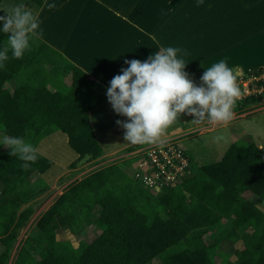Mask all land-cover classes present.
I'll list each match as a JSON object with an SVG mask.
<instances>
[{
    "label": "trees",
    "instance_id": "16d2710c",
    "mask_svg": "<svg viewBox=\"0 0 264 264\" xmlns=\"http://www.w3.org/2000/svg\"><path fill=\"white\" fill-rule=\"evenodd\" d=\"M31 1L37 7L45 2ZM6 40L0 32V44ZM259 84L264 87V81ZM106 93L51 46L33 39L22 59L9 52L0 68V126L36 148L61 132L77 161L97 166L104 152L89 116ZM249 139L239 136L209 165H192L179 146L189 173L161 185L157 194L134 177L132 160L95 170L63 191L21 247L19 233L49 189L42 175L53 163L38 152L36 163L24 170L0 145V264H255L264 255V213L258 208L264 205V161ZM47 146L57 148L46 139L39 149ZM63 232L77 244L59 239Z\"/></svg>",
    "mask_w": 264,
    "mask_h": 264
},
{
    "label": "crops",
    "instance_id": "0c3cea01",
    "mask_svg": "<svg viewBox=\"0 0 264 264\" xmlns=\"http://www.w3.org/2000/svg\"><path fill=\"white\" fill-rule=\"evenodd\" d=\"M8 2L15 0H3L0 5ZM24 2L29 7H37L31 0ZM46 2L55 3L57 7L53 10L44 8L40 13V28L43 30L40 40L81 69L90 79L98 82L106 91L111 79L121 74L122 68L128 67L125 60H147L160 46L187 51L188 55L181 58L188 63L185 71L197 85L205 71L203 67H210L221 59H226L230 68L247 67L252 70L264 66V27L238 37L236 23L238 8L251 21L252 11L256 10L253 5L262 4L264 0ZM222 3L228 6L225 16H220L219 13ZM205 5H208V11H205ZM89 118L96 140L103 149V157L137 146L124 141V130L117 126L116 121L123 122L127 118L115 114L107 99L90 112ZM191 121V116L182 114L179 121L168 129L163 141L176 140L180 146L181 142L194 136L196 126ZM57 133L64 136L67 147L66 135L61 132L54 134ZM41 142L37 147L38 152ZM257 146L263 151L264 145ZM258 208L264 213V205ZM36 219L34 217L30 222ZM232 259L233 257L230 258ZM255 264H264V255Z\"/></svg>",
    "mask_w": 264,
    "mask_h": 264
},
{
    "label": "clouds",
    "instance_id": "9594fccd",
    "mask_svg": "<svg viewBox=\"0 0 264 264\" xmlns=\"http://www.w3.org/2000/svg\"><path fill=\"white\" fill-rule=\"evenodd\" d=\"M199 6V5H198ZM55 3H45L39 8L29 7L24 0L0 5V32L7 40L0 44V68L5 66L11 52L12 59H22L30 51V41L40 39V13L53 10ZM155 40V37H151ZM178 54L179 57H178ZM186 50L160 46L147 60H125L126 69L114 76L107 88V100L118 116L117 126L124 130L123 139L131 145H153L163 141L168 129L181 115L192 116V124L207 123L227 127L234 118L236 102L241 96L238 86L240 68H230L221 59L205 69L197 85L185 71L188 63L181 57ZM0 126V145L9 149V155L23 163L27 170L38 159V150L23 137L9 136ZM224 136L214 137L216 142Z\"/></svg>",
    "mask_w": 264,
    "mask_h": 264
},
{
    "label": "rangeland",
    "instance_id": "374dc122",
    "mask_svg": "<svg viewBox=\"0 0 264 264\" xmlns=\"http://www.w3.org/2000/svg\"><path fill=\"white\" fill-rule=\"evenodd\" d=\"M220 8V16H225V14L228 13V6L222 3L220 5ZM253 8L256 10L252 11L253 19L251 21L248 20V15H244V11L238 8L236 14V17L238 18L236 21L238 37L243 35V33H248L249 31L254 32L256 30L258 31L260 30V28L264 27V3L253 5ZM207 9L208 5H205V11H208ZM229 13L230 15L232 14L230 8ZM257 58L260 59L259 57ZM261 68L262 69L260 70H257L259 68H256L254 72H252V70L249 68L248 70L247 67H245V69H241V74L238 76V86L241 91V96L237 100L236 104L238 106V104L240 105L245 101H247L249 104L239 109L237 108V106L235 107L234 118L227 127L214 126L207 124L206 122L200 125H195L196 127L193 131L194 136L180 143L182 150L185 152L192 165H209L219 161L229 145L241 135H248L251 139V141L250 139L249 141L255 145H264V87H262L259 82L256 83L257 80L248 84L250 98L248 96L247 97L249 99L244 97L245 95H247L244 92L246 88L242 87L244 83L243 81H245V79L264 80V66ZM255 75L257 77L253 78V76ZM252 99H254V101H252ZM191 119H193L192 116ZM218 135L224 136L225 139L216 142L214 140V137ZM56 136H61V134H52L47 138V140L49 141V145H53L57 148L47 146V148H41V150L39 149V151L41 152L39 153L51 160L53 166L44 175H42L43 180H45L49 185V189L44 195L36 200L34 204L35 211L31 217V220L34 217L37 218L36 221L39 220V218L47 211V209L63 193V191H65L67 187L70 186V184H73L77 180H81L92 172H95V170L101 169L111 164H119L120 162L131 159L129 157L130 155H126L128 154L127 150L124 149L116 154L105 155L106 158L103 157V159L97 162L100 164H97V166H95L94 164L93 166L91 164L84 163V161H77L78 155L75 154L71 149H69L68 146L66 147L65 144H61L63 142V138ZM60 144L61 146H59ZM139 147H144V145H140ZM48 148H52V151L46 153ZM132 148L135 149V147ZM70 158L72 159L69 160L68 163L67 161H64ZM262 159L264 161V148L262 151ZM132 161L134 163V160ZM73 164L75 166H72ZM136 167L137 163L133 165V169L131 171L132 173ZM140 170H145V168ZM151 191H155L154 193L157 194L160 189H151ZM36 221H29L31 224L28 222V224L19 233L18 242L20 247L23 245V241L31 232ZM94 237V233L89 234L88 236H86V240L90 242ZM58 238L70 240L75 245L77 244L76 239L68 232H63L62 234L58 235ZM151 264H159V262L157 260H154Z\"/></svg>",
    "mask_w": 264,
    "mask_h": 264
},
{
    "label": "built area",
    "instance_id": "2783aa9c",
    "mask_svg": "<svg viewBox=\"0 0 264 264\" xmlns=\"http://www.w3.org/2000/svg\"><path fill=\"white\" fill-rule=\"evenodd\" d=\"M256 77V75L253 76V78ZM256 80V83L264 81L262 79H245L243 81L242 87L246 88L244 92L247 94L244 97L250 96L248 84ZM126 155H130V160H134L137 163L135 174H133L134 177L142 178L145 185L153 189H160L161 185L173 184L178 175L189 173L188 163L179 150L176 140L144 145V147L129 151ZM143 168L145 170L141 171L140 169ZM154 169L156 170L153 171Z\"/></svg>",
    "mask_w": 264,
    "mask_h": 264
}]
</instances>
